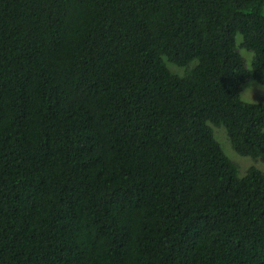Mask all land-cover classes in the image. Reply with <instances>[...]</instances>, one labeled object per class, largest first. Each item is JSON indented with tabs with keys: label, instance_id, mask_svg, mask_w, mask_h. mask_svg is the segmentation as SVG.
I'll return each mask as SVG.
<instances>
[{
	"label": "trees",
	"instance_id": "16d2710c",
	"mask_svg": "<svg viewBox=\"0 0 264 264\" xmlns=\"http://www.w3.org/2000/svg\"><path fill=\"white\" fill-rule=\"evenodd\" d=\"M263 9L0 0V264H264Z\"/></svg>",
	"mask_w": 264,
	"mask_h": 264
},
{
	"label": "rangeland",
	"instance_id": "374dc122",
	"mask_svg": "<svg viewBox=\"0 0 264 264\" xmlns=\"http://www.w3.org/2000/svg\"><path fill=\"white\" fill-rule=\"evenodd\" d=\"M262 14L264 15V9H263ZM240 40H241V37L238 35L237 41L240 42ZM241 50H240V52H241ZM241 54H242V52H241ZM242 56L245 58L246 65L249 68L250 64L247 60V57L244 54H242ZM249 85H251L253 88V100L251 102L252 103L264 102V86L257 83L252 78H249L246 81V83L244 84L242 91H241V94H240V97L243 94L244 87H247ZM243 101L249 102L247 100H243ZM212 128L214 130V135L219 140V142L222 144L223 150L225 151V153L229 156V158L232 161H234L237 164L238 169H239V175H244V173L246 172V170L249 167H256L258 169L264 170V163H262L261 161L253 159L251 157L241 156V155L235 153L231 149L230 144L228 142V139L226 138L225 131H224L223 127L212 126Z\"/></svg>",
	"mask_w": 264,
	"mask_h": 264
},
{
	"label": "clouds",
	"instance_id": "9594fccd",
	"mask_svg": "<svg viewBox=\"0 0 264 264\" xmlns=\"http://www.w3.org/2000/svg\"><path fill=\"white\" fill-rule=\"evenodd\" d=\"M241 52H242V54H244L247 57V60L250 64V61H251L253 54L251 52L245 51L243 49L241 50ZM192 63L195 64L196 61H193ZM241 99L247 100L249 102H251L253 100V88L251 85L244 87V91H243V94L241 96Z\"/></svg>",
	"mask_w": 264,
	"mask_h": 264
}]
</instances>
